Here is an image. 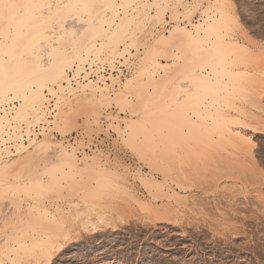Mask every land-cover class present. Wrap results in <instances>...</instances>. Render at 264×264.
Masks as SVG:
<instances>
[{"label": "rangeland", "instance_id": "rangeland-1", "mask_svg": "<svg viewBox=\"0 0 264 264\" xmlns=\"http://www.w3.org/2000/svg\"><path fill=\"white\" fill-rule=\"evenodd\" d=\"M155 1L156 0H153L152 2H149V0H110L108 3H106V11L103 12L104 5L103 3H100L99 0V4H94L96 7L93 5L95 8H92V11L90 9L89 11H84L83 7L85 6L82 3L80 4L81 6L78 5L74 9H71L74 11H69L68 13L70 15L65 13V15L70 17L69 19L71 20H68L67 18L68 21L66 20L63 22V24L65 23L64 27L66 25L68 28H77L75 30H78L80 35L84 31H87L86 29L89 27L86 25H90L89 22L93 23L95 20L98 21L97 19H101V17L105 23L101 24L98 29L96 28V33L103 31L111 35L114 30H116L118 24H120L121 21L138 18V15L140 14L139 11H142V8L148 4V6H146L144 9L145 12L139 15V18L141 16L143 19L138 18L134 20L135 22L127 28L128 34L125 38H123L126 41L123 40L124 43L122 41V43L118 44L119 46L115 49V53L113 51L115 47L107 49L105 51L106 54H103L100 60L95 58L96 54H92L90 55L91 57L88 58L85 54L86 56L84 55V57L88 60L85 59L83 66L76 63L72 68V72H82L85 71V67L88 65L91 67L93 65L100 64L108 65L109 67L114 68L117 61H121L125 65H128L131 62L130 65L132 66V71L129 76L123 80L111 76V86L105 84L103 86L101 85L102 88H107L110 90L111 95H113L111 96V99H113L111 101L113 102H109L107 104L106 102L108 100L101 101L97 99L94 101V103H90L89 100H82L80 101L81 104L79 103V108H76V106L74 107L75 111L73 109V113L70 112L68 114L66 113L67 115L65 114L70 121L68 122L69 125L64 127L66 131H64V128L63 130H56V122L58 121L60 115H63V113L61 114V109L65 108V105H63L64 102L59 100L57 96L46 92L47 95H52L56 98V101H58V106L54 118L52 119L51 123H48L50 126L48 132L44 137L39 138V140L46 139L51 142L52 151L50 150V156H47L52 159L49 160L50 158H47L49 161H46V156L40 157L44 160L40 161V159L38 162L33 159L32 165L29 166L30 169L27 167L26 171L24 168V173L27 172L26 174H28L27 177H24V179L21 178L20 182H28L27 179L31 178V176L34 174H38V176L39 174H42L45 177V182H47L48 171L53 166L51 161L53 162L54 158H56L58 154V149L61 150V148L66 149L67 151H73L75 153L77 156L76 165L79 168L76 167L78 170L75 169L77 174L73 172L75 174V179L73 178L74 176H72L73 174L71 173L70 175L69 173V176L72 177L69 178L72 180H62L61 186L65 187H61L60 189H57V191H49L52 192L51 194L48 193V195L46 194L45 196L41 195L35 199L28 198L23 193L16 197H13L11 193L2 194V196L5 197L0 196V205L3 206V208L2 206L0 207V264H23V262L24 264H34L35 253H33V251L30 252V250L26 248L31 246L35 241H38L42 238H45L46 240L49 235L52 236L56 232H62L60 234H63L65 231H67L70 235V243L68 241L66 243L67 245L65 244V251L56 253L52 259L53 261H51L50 264H210L211 262L213 264H220L222 262V257H224L226 253L223 255L216 253L214 255L213 253L209 252L211 251L209 248L212 247L211 242L214 240L212 232H210L211 226L212 228L223 229L224 227L222 224H235V222L237 223V221H240L243 217L247 218V220L245 219L247 224H256V221L258 222V218H251L253 215L252 213V215L249 213H244V215L241 214L240 216H237L234 213V210H239V208L244 209L245 206L251 209V211L257 210L261 215L258 216L261 217L259 220L262 219L261 223L264 221V71H262L264 70V0H159L157 2L158 4H156ZM53 3H55L54 0ZM159 6L165 7V12L162 16L163 18L159 17L157 14ZM218 10L229 12L232 18L235 19V22L230 26L228 40H233L232 42L240 43L248 50L246 53H244L245 55H242L243 52L241 53V59H238L239 63L236 62L234 64L232 63V65H229V68L238 73L239 79L243 77L239 82L241 84V86L239 84V87H243V90L239 89L229 94L223 93L221 95L222 99L220 100V105L216 107H210L214 118H207L204 123V128L198 129V126L197 128H190L185 123H183V118L181 120L177 114H175L177 117L171 115L168 119V127L166 129H162L164 138L167 140L166 143H162L159 140V137L155 135L154 129L151 126L149 127L148 132L144 131V136L140 135L142 131L138 133L139 131L136 130L135 133H133L132 131L127 130V121H136L139 119L141 108L139 104L141 105V103L137 95V92L139 94V91L137 89L133 90V88L126 91L124 89V82H126L128 78H132L133 76L140 74L143 65V58H145L146 54V49L151 46V44L158 37H160V35L163 36L168 34L160 33L158 31L159 26L164 22L163 19L166 17L165 14L169 13L172 19H175L174 21L176 24L174 26L186 28L187 25L181 24L180 20L188 21L190 24L193 22L195 18L194 16L197 14H202L205 16V19L208 14H210L209 16L213 17L217 16ZM73 19L76 21L75 24L72 23L74 21ZM70 21L72 24H70ZM137 21L139 24H137ZM0 22L1 33L5 22L3 21V23L1 19ZM201 22L203 23V21ZM201 22L194 24L197 25ZM97 23L98 22H96L95 26H98ZM68 24H70V26ZM55 25L57 28V24ZM72 25L74 27H71ZM56 28L54 31L56 30L57 32L58 28ZM101 29L102 31H100ZM187 29L191 30L192 26L189 25ZM54 31H51L53 32L51 35L54 34ZM88 33L92 34L90 31ZM88 33L85 34L87 35ZM85 37L86 36L82 38L84 42H87L92 36L87 35L86 41L84 39ZM127 37L129 40H127ZM0 39L4 41L5 37L0 34ZM9 40L10 39L7 41ZM96 40L95 50L98 52L106 46V43L100 38ZM133 44L134 46H131ZM65 47L67 49V53H70L73 46L70 43L66 44ZM116 53H119L120 55L124 54L123 58L122 56L118 57L117 55L116 58L112 57L111 60H107L106 57L105 59L107 61L101 60L104 59V55H115ZM45 57L46 56L43 58L44 60L47 58ZM241 61L244 62L242 63ZM108 62H110V64ZM159 62L164 64L165 67H168L169 72L160 68L157 69L151 83L147 82L146 77H141L143 80V82L141 81L142 83H150V86L146 84L148 86L146 87L148 90L146 93L149 95H147V97H150V95L152 96L156 93V87L162 83H165V78L170 79V77H167V75L174 76V73H176V68H174L173 62L167 61L165 59H160ZM43 63L44 65H47L49 63L48 59H46ZM69 73L70 72H68V75ZM173 76H171V79H173ZM176 77H174L176 79L171 80L170 82L168 79L169 83H167L166 80V87L168 88L167 91H170V95L167 97L165 91L164 93L160 92L162 93L158 98L160 106H164L171 101H177L176 99L178 98L182 100L184 99L186 95V93L183 92L184 89H180L181 94L177 96L175 91L174 94H172L174 87L176 88V85L179 83L187 85L185 81H179L181 80L179 75L176 74ZM66 79L68 80V76ZM116 85L117 87L115 88ZM262 85L263 87H261ZM84 88L83 92L76 94L75 97H70V95L64 94L65 89H63L62 95L69 100H73L83 93L90 92L87 86ZM55 89L58 90V86L55 87ZM120 91L125 93L124 96L127 99L125 102L127 103L126 107L123 103L115 101L116 99L114 94L119 93ZM146 93H144V95ZM180 99H178V101ZM47 102L48 101H46V103ZM9 106L12 107L14 111L10 118L6 113L8 122H10L8 124L14 127L16 124L14 118L16 116V111H19L20 101H14L10 103ZM188 112L190 114L189 117H192L193 121H198L196 123L200 122L199 119L195 117L194 114H192V111ZM216 113H219L222 117L215 116ZM25 123L26 122H21V125H24L27 130L28 126L31 127L36 122L32 123L33 125H27ZM10 125H5L7 127V133H11ZM22 126L18 127L19 131L22 129ZM214 127L219 128L220 135L217 132H214ZM194 128L198 129V131L196 129L194 130ZM21 131H23V129ZM131 132L133 135L130 134ZM146 133H151L153 135L152 139L154 144H152L153 141L151 144L154 147L151 146L152 151L149 149L147 153L139 154L140 148H138L137 145L141 142L143 145V141L145 142L144 138ZM134 135L136 136L134 137ZM133 138L134 142L136 143L133 142ZM10 141L12 140H9L8 143L5 142L6 147L4 148H7V145L10 148H17L16 155L7 160H2L1 158L0 160H10L14 163L17 161V163L14 164L17 168L18 165L16 164L20 162L21 165L20 158L24 160L27 152L32 151L35 147V143L25 147L22 140L21 143H23V146L16 147V145L13 144L14 142L12 143ZM0 144V146H4L2 142H0ZM19 145L21 144H18V146ZM155 147L158 149L156 150ZM10 148L6 149L5 151L9 150ZM159 148L165 150L166 158L164 159H167L168 162L167 160H159V163H161V161L169 163L170 167L167 163L163 165L161 163V166H165L168 170L167 173L169 174L167 175H169V178L168 176L165 177V172L162 174L161 168L159 170L157 169L159 168L158 165L157 168H152L156 165L152 160H149L150 158H147L149 155L148 153L153 154L152 156L154 157V151L157 155L161 151H159ZM159 154H161V152ZM51 155H53V157H51ZM94 161L100 163L101 166H104V168L113 174L111 181L115 187L109 188L110 185L105 187H103V185H97L99 183L96 182L98 181V178H100L99 180L102 178L104 180V175L98 172V167L95 165ZM43 162L46 163L43 164ZM33 165L35 169L33 168ZM81 167L84 169L86 168L88 172L90 171L92 173L94 171V173L96 172L95 174L99 173L100 177H96L97 175L93 173H89V176H86L88 174L84 175L87 170L85 169V172V170ZM43 173H45V175ZM79 173L80 175L83 174V176H79ZM170 173L175 176L170 175ZM92 175H94L97 180ZM86 177H89V179ZM146 178L160 181L164 188L161 190H163L165 194H178L180 199L183 198V200L179 203L175 200V198L171 199L170 205L173 207L169 208H174L175 210L172 209V212L170 209L171 214L173 213L174 216L170 214L171 216L169 215V218H172L174 223L171 221V219V222L156 223V226L155 224L153 225V223H150L152 222V216L150 211H148L149 209L142 206V204L140 205L139 203L144 202L146 205H150L149 203H151L150 206H159L161 207L160 209L165 208H162L163 204H166L167 206L169 203L168 201L167 203L166 201H161L164 199L154 200V197L152 198V195L162 194V191L158 193V191L156 192V190H152V192L154 191L153 194L151 190H149V187H147L148 189L145 188L146 186L144 187L143 185L147 184V182L142 180ZM256 178L257 181L255 180ZM85 180H88L89 182L87 183ZM9 181L14 182L11 176ZM70 181H73L72 186L74 185L75 187L71 188L72 192L71 189L68 188L69 185V187H71ZM77 182L82 183L76 184ZM83 183H87L88 186L87 184L85 185ZM75 184L77 186H75ZM80 185H82L83 188L84 185L88 188L86 187L83 190ZM125 186L128 187L129 190H126ZM65 188L66 190H64ZM61 189L63 191H61ZM58 190L60 193L57 196V193L59 192ZM92 190H95L96 192ZM87 191H92V194L94 192L95 194L98 193V195L96 194L93 195L94 197L83 200L82 194L87 193ZM132 195L136 197V201ZM237 197L239 199H237ZM12 198L17 200L16 202L18 204H16ZM100 205H102V207ZM89 209H91V211ZM42 210H47L51 214L49 216H52L55 220L49 221L50 223H48L45 218L46 215H41L40 219L38 214L41 213ZM85 211H87L88 215L90 213V219H88L89 217H87V214H82ZM79 212L83 215H80L82 219H80V217L77 218ZM98 213L102 214L103 218L106 219H104L105 221L103 220V222L99 223L100 227L103 223V228L101 229V233L96 235L93 230H91V227L88 228L90 230L84 229L83 222L87 221V219H92L91 221L97 222L98 216L96 214ZM174 213L176 216H178L177 218L175 217ZM223 213L229 215L222 216ZM33 215L35 216L36 220H38L37 223H34L36 220L34 221L35 218ZM149 215L151 216L150 218ZM22 216L27 220L25 222L23 221L24 225L19 224L22 223V221H20L23 218ZM32 216L34 219H32ZM75 217L76 220L73 219ZM16 218L18 219L19 223L16 222ZM38 222L41 224L40 227ZM25 223L29 226L25 225ZM32 224H36L37 226H33ZM19 225H21L22 228L21 226L18 228ZM113 225H117L115 230L108 227ZM58 226H61L60 229L62 228L64 231L62 229L61 231ZM185 232H187V235ZM228 236L231 238L230 235ZM18 241L22 244L23 248L22 250H18V253L20 254L18 258L15 253H7V255L3 254L7 252L10 247L18 249L16 245ZM196 241L199 242V246L205 249L204 253L209 252V254L203 255L202 253L198 254L197 252H191L195 244L198 246ZM237 242L238 243L236 245L238 246L244 241ZM251 259L252 258L250 257L249 260L244 259V262L241 264H255L254 259Z\"/></svg>", "mask_w": 264, "mask_h": 264}, {"label": "bare ground", "instance_id": "bare-ground-1", "mask_svg": "<svg viewBox=\"0 0 264 264\" xmlns=\"http://www.w3.org/2000/svg\"><path fill=\"white\" fill-rule=\"evenodd\" d=\"M109 1L110 0H100V3H103V5H104L103 6L104 7L103 12L106 11V3H108ZM133 1H135V0H133ZM136 1H139V0H136ZM158 1L159 0L155 1L156 4H158L157 3ZM54 2L55 3H53V0L52 1L51 0H45V1L44 0H0V19L2 22L3 21L5 22L4 26L1 24L4 28L2 29V32L0 33L1 35H3L5 37L4 41L1 40L4 38L0 39V142L3 143L4 147H6L5 142L8 143L9 140H12L10 142H12V143L14 142L13 144H15L16 147H22L23 146V143H21L23 140L22 135H21L22 129L20 131L18 130L19 129L18 127L22 126L21 122H26L25 124H27V125L32 124L34 122H36V124H37V122L39 123V121H41L44 118V114L46 117V104L45 103H46V101H48L46 98L47 97L46 92H49L50 94H52L54 96H57V98L59 100L64 102L63 105H65V108L61 109L62 110L61 114L63 113V115L61 116L59 114L60 117H59L58 121L56 122V128H57L56 130H63L64 127H67V125H69L68 122H70V121L66 115L70 112L73 113L75 111V108H74L75 106H76V108H79L80 104H81L80 101H82V100H85V101L89 100L90 103L91 102L94 103V101L97 99H99L101 101L108 100L106 102L107 104L109 102H113V101H111V100H113V99H111V96H113V95H111L110 90L107 88H102V86L99 85L97 82L89 81L82 86L79 85L82 88V90L78 89L79 91L69 87L68 89H69L70 97L71 96L75 97L76 94L82 93L83 88L85 86H87L90 90L89 93H83L82 95H79L76 99L74 98L75 100L74 99L69 100L66 97H63L62 92H63V89L66 88L65 85H63V84L69 82V77H68V80L66 79V77L68 76V72H72V70H73L72 68L76 63L81 64L83 66L85 59L88 60L87 58L91 57L90 55H92V54H96L95 58L100 60V58H102V55L106 54L105 51L107 49L112 48V47L113 48L115 47L113 49V51L115 53V51H116L115 49L119 46L118 44L122 43V41L124 40L123 38H125L128 34L127 28L132 23L135 22L134 20L139 18V15L141 13L143 14V12H145L144 9L146 6H148V4H146V6H144V8H142V11H139L140 14L138 15V18H134V19L132 18L129 20L121 21V23L118 24V27L116 28V30H114V32L111 35L107 34L106 32H103L102 31L103 27L100 30L102 32L96 33V28L98 29L99 26H101V24L105 23V21L102 20V17H101V19L98 17L99 18V19H97L98 21L93 20L95 23L94 22L91 23L88 21L90 23V25H86V26H88L90 29L87 27L88 28V29H86L87 31H84L80 35L79 31L75 30L77 28H75V29L68 28V27H66V25L64 27L65 23L63 24V22H65L67 20V18H68V20H71V19H69L70 17H67V15H65V13L67 14L69 11L73 12L74 10H71V9H74L75 7H77L78 5H80L82 3L85 6V7H83L84 11H87V10L89 11V9L92 11V8H95L96 7L95 5L99 4L98 3L99 0H54ZM51 3H53V4H51ZM93 5L95 7H93ZM100 11H102V10H100ZM164 12H165V7L159 6V9L157 11L158 16L162 17L164 15ZM217 12H218L217 13L218 15L215 17L209 16L210 14H208L207 17L205 19H203V23L201 22L197 25L194 24L193 22L190 23V26H192L191 30L187 29V27H189V26H187L186 28L181 27V26H174L171 30H169L167 35H163V36L160 35V37H158L151 44V46H149L146 49L145 58H143V63L141 62L143 65H142L140 74L135 75L132 78H128L126 80V82H124V89L126 91L131 89V88H133V90L137 89L139 91V94L137 92V95H138V97L140 99L139 101L141 103V105L139 104V106H141L139 119L136 121H133V120L127 121L126 122V129L127 130H130L133 133H135L136 130L139 131L138 133H140L142 131L143 134L141 132L140 135L144 136V131L148 132V129L151 126L154 129L155 135L157 137H159V140L162 143H166L167 140L164 138L162 129H166L168 127V125H169L168 119L171 115L175 117L176 116L175 114H177L181 120L183 118V120H182L183 123H185L190 128H193V127L197 128V126H198V129L204 128V123H205L206 119L207 118L212 119V117L214 118V115L212 114L210 107H216V106L220 105V100L222 99L221 95L223 93L229 94V93L235 92L236 90H239V89L243 90V87L242 88L239 87L240 79H242L243 77L239 79L238 73L236 71L232 70L231 68H229V65H232V63L234 64V63L238 62V59H241V57H240L241 53L243 52L242 55H245L244 53H246L248 50L246 48H244L240 43L232 42L233 40L232 41L228 40V37H229L228 34L230 31V26L235 22V19L232 18V16L230 15L229 12H225L224 10H218ZM73 15H75V14H73ZM102 15H103V13H102ZM165 16H166V14H165ZM103 18H104V16H103ZM139 19H143V18H141V16H140ZM73 20L74 21L72 23L75 24L76 21H75V19H73ZM96 22H98L97 23L98 26H95ZM99 22H100V25H99ZM72 23L70 21V24H72ZM55 24H57L58 29L56 28ZM70 24H68V25L70 26ZM137 24H139V22ZM73 25L71 27H74ZM54 27L58 30L57 32H56V30L54 31V29H55ZM88 30L90 32H92L93 35L89 34ZM51 31H54L53 35H51V33H53ZM85 33H88L87 34L88 36L89 35L92 36L91 38H89L90 40L87 42H84V40L82 38L84 36L87 37V35ZM86 37L84 38L85 41H86ZM98 38H100L103 42H105L106 46L101 51L96 52L95 42L97 41L96 39H98ZM8 39H10V40L7 41ZM127 40H129L128 37H127ZM124 41H126V40H124ZM124 41H123V43H124ZM70 43L72 44L73 47L72 48L70 47L71 51H70V53H67V49L65 46H66V44H70ZM131 46H134V44ZM68 50H69V48H68ZM124 51H126V50H124ZM85 54L87 55V58L84 57ZM110 54L106 55V56L104 55V59H101V60H106V59L111 60L112 57L116 58L117 55H118V57L122 56V58H123V55H124V54L120 55L119 53H116L115 55H110ZM44 56H46L47 58L46 57L45 58L48 59L49 63L47 65H44V63H43L46 60V59L45 60L43 59ZM105 57H106V59H105ZM160 59H165L167 61L173 62L174 68H176V71H175L176 73H174L175 75L174 76L171 75V76H173L172 77L173 79H171L170 75L169 76L167 75V77H170V79L168 78L169 82L171 80L178 78V77H176V74H177V75H179V77H181V80H179L180 82L185 81L187 83V85H183L182 83H179L178 85H176V88L174 87V90L172 91L173 92L172 94H174V91H175L176 96H177V95L181 94L180 89H184L183 92L186 93L184 99L182 100V99L178 98L182 101H180V100L178 101V99H176L177 101H171L170 103H167L164 106L159 105L158 98H159V95L162 94L160 92L164 93V91H165V94L167 97H168V95H170L169 94L170 91H167L168 88L166 87V80H167V83H169L167 78H165L166 79L165 83L158 85L160 87H158V86L156 87L157 89H156V93L154 95H152V96L150 95V97H147L148 93H146V91H148V90L146 89V87L150 86L149 84L152 82L156 70L159 68L163 69L164 71L169 70L168 67H165L164 64L159 62ZM102 62H105V61H102ZM241 62L243 63L244 61H241ZM241 62H240V64H241ZM108 63L110 64V62H108ZM173 70H175V69H173ZM262 71H264V70H262ZM76 72L79 73L80 71H76ZM170 72H171V70H170ZM142 76L146 77L147 82H150V83H148V84L146 82L142 83L143 82V80L141 79ZM174 77H176V78H174ZM256 82H258V81H256ZM260 82H258V83H260ZM95 83H97V84H95ZM104 84L107 85L106 83H104ZM57 86H58V90L55 89V87H57ZM154 86H156V85H154ZM240 86H241V84H240ZM261 87H263V85ZM144 93H146V94L144 95ZM256 94H257V92H256ZM124 95H125V93L123 91H120L119 93H115L114 96H115L116 100L115 99L114 100L117 102L119 101V102L123 103L124 106L126 107L127 103H125V102L127 101V99ZM260 96H262V95H260ZM14 101H20V108H19V111L18 110L16 111V116L14 118L16 124L14 127H12L10 124H8L10 122H8L7 115H9V118L13 115L12 113L14 110L12 107L9 106V104L14 102ZM85 101H83V102H85ZM77 103L78 104L80 103V104L78 105ZM87 105H89V104H87ZM44 108H45V111H44ZM73 109H74V111H73ZM188 111H192V114H194L195 117H197L200 122L196 123L198 121H196V122L193 121L192 120L193 118L189 117L190 114ZM6 113H7V115H6ZM215 116L222 117L219 113H216ZM174 122H176V121H174ZM5 125L6 126L10 125L11 133H9V132L7 133V131H6L7 127ZM196 128H194V130ZM214 128H215L214 132H217L219 134L220 133L219 128L218 127H214ZM198 129H196V130L198 131ZM64 131H66L65 128H64ZM26 132L27 133L30 132L29 126H28V129L26 130ZM132 132L130 133L131 135H133ZM192 132H194V131H192ZM135 136L136 135H134V137ZM152 137H153V135L151 133L145 134V138H144L145 142L143 141V145L141 144L142 142L137 145L138 148H140L139 154L140 153L145 154V153H147V151H149V149L152 151L151 148L154 147L152 145V144H154ZM130 140H131V138H130ZM152 141H153V143H152ZM133 142H134V138H133ZM33 143H35V147L33 148V150L27 152V155L24 157V160H22V158H20L21 159L20 160L21 165H20V162L18 160L19 163L16 165H18L19 167L17 166V168H16V166L14 165L15 163H17V161H15V163H14V162H11L10 160H8V161H1L0 160V193H1L0 196H2V194L11 193L13 197H16V196H19V194L23 193L26 197L35 199L36 197L41 196V195L45 196L46 194L48 195V193L51 194L52 192H49L51 190L57 191V189H60L61 187H63V186H61L62 180H64V181L65 180H67V181L72 180L69 178V177H71V176H69V173H70V175L72 173L73 174L72 176H74L73 178L75 179V174H77L75 172V169L79 168L76 165L77 164V156L75 155V153L73 151H67L66 149L61 148V150L58 149V152H57L58 154L56 153L57 156H56V158H54L53 162L51 161L53 166L48 171V175H47L48 181L47 182H45V177L42 174L41 175L39 174V176H38V174L32 175L34 177L31 176V178L27 179L28 180V182L26 181L27 183L26 182L25 183L20 182L21 178L24 179V177H27V175H28V174H26L27 173L26 172L27 167L32 165L33 159L37 162L40 159H41L40 161L44 160L40 157L46 156L45 157L46 161H49L52 159V158L47 156V155L50 156L49 151L50 150L52 151L51 142L49 140H46V139H40L39 140V139L35 138L34 140H31L30 145H32ZM134 143H136V142H134ZM9 144H11V143H9ZM18 144H21V145L18 146ZM158 147H159V145H158ZM6 149L7 148H4V150H6ZM155 149L157 150L158 148L155 147ZM16 150H17V148H16ZM159 151L161 152V154H159L160 153ZM159 151H158L159 153L157 152L158 153L157 155L154 151V154H155L154 157L152 156L153 154L148 153L149 155L147 158L148 159L150 158L149 160H152L155 163L156 166H154L152 168H155V167L157 168V165H158L159 168H157V169L159 170L161 168L162 174H163V172H165V177L168 176V178H169V175H167V174H169V173H167L168 170L166 169L165 166H161V163L163 165V164H166L168 162L167 159H164V158H166L165 150H162L159 148ZM38 157H39V159H38ZM51 157H53V155H51ZM54 157H55V155H54ZM47 158L48 159L50 158V159L48 160ZM159 160H167V162L165 163L164 161H161V163H159L160 162ZM35 161H34V163H35ZM94 162H95V165L98 167V168L96 167L98 169V172L104 175V180H103V178L101 180H99L100 178H98V181H96V182H99V183L97 185H99V186L103 185V187L110 185L109 188L115 187L111 181L113 174H111L109 172V170L104 168V166H101L100 163H98L96 161H94ZM44 163H46V162H43V164ZM49 164H50V162H49ZM83 164H85V163H83ZM167 164L169 165V163H167ZM34 165H33V168L35 169ZM169 167H170V165H169ZM24 168L26 169V171H25L26 173H24ZM37 168H39V167H37ZM81 168H83V167H81ZM29 169H30V167H29ZM165 169H166V171H165ZM86 170H85V172H86ZM171 170H172V168H171ZM173 171H176V170H173ZM28 172H29V170H28ZM73 172H75V174ZM81 172H84V171H81ZM87 172H88V170H87ZM87 172L84 175L88 174L86 176H89V173L90 174L96 173V172L94 173V171L92 173L90 171L88 173ZM99 173L95 174V175H97L96 177H100ZM43 174L45 175V173H43ZM81 175L83 176V174H81ZM81 175L79 173V176H81ZM170 175H172V174L170 173ZM10 176L12 177L14 182L9 181ZM92 176L96 179V177L94 175H92ZM172 176H175V175H172ZM93 177H92V179H93ZM86 178L89 179V177H86ZM170 178H171V176H170ZM252 180H254V179H252ZM255 180L257 181V178ZM85 181L87 183L89 182L88 180H85ZM100 181H102L103 183ZM142 181L147 182V184H144L143 186L144 187L146 186L145 188L149 187V190H151V192H152V190H156V192L158 191V193H160L162 191V194H158V195H156V194L152 195L151 194L152 198L154 197L153 198L154 200L164 199L161 201H163V202L166 201V203L168 201V203H169L168 205H170L172 198H175V200L178 201V203L183 200L182 197H181L182 199L179 198L180 196H178V194H170V193L165 194V192H163V190H161L164 188H163V184L160 183V181H157L154 179H147V178L143 179ZM70 182L69 183L71 184V187H69L70 186L69 185L68 188L71 189L74 187V185L72 186L73 181H70ZM78 183L80 184L82 182H77L76 184H78ZM87 183H83V184L86 185ZM258 183H259V181H258ZM76 184H75V186H77ZM90 184H92V183H90ZM64 185H66V184H64ZM67 185H68V183H67ZM82 185H80V186L82 187ZM85 185H84V188L82 187L83 190L88 186V184L86 187H85ZM82 188H81V190H82ZM125 188H126V190H129L128 187L125 186ZM62 189H61V191H63ZM64 190H66V188ZM92 191H95V190H92ZM92 191H87V193L82 194L83 195L82 199L87 200L90 197H94L93 195H96V194L98 195V193L95 194L96 191L92 194ZM71 192H72V189H71ZM59 193H60V191L57 193V196ZM2 197H5V196H2ZM95 197H97V196H95ZM133 198L135 199V201L137 200L135 196H133ZM237 199H239V198L237 197ZM12 200L14 202L17 201L13 198H12ZM234 200H235V198H234ZM143 203H139V204L140 205L142 204V206L149 209L148 211H150V214L152 216L151 217L149 215V218L150 217L152 218L151 219L152 222H150V223H153V225L155 224V226H156V223L158 224V223H162V222L167 223L170 221V219L172 221V218H169V215L171 214V212H170L171 208H169V207H173V206H171V205L166 206V204H163V205H165V206H163L161 204L162 208L163 207H165V208L160 209L161 207L157 206L156 204H154V205H156L157 207H154V206L152 207V206H150L151 203H149L150 205H146V203H144V204ZM16 204H18V203L16 202ZM173 205H175V204H173ZM235 205H236V203H235ZM1 206L2 205H0V207ZM100 206L102 207V205H100ZM104 207H105V205H104ZM106 207H107V205H106ZM2 208H3V206H2ZM116 208H118V207H116ZM111 209H112V207H111ZM172 209H174V208H172ZM172 209H171V211H172ZM89 210L91 211V209H89ZM201 210H203V209H201ZM87 211H85L82 214L86 215ZM0 212H1V209H0ZM42 212L39 213L40 216L38 214L39 218L41 217V215L42 216L46 215L45 218L48 221V223H50L49 221L55 220L52 216H49L51 214L47 210H44V211L42 210ZM234 213L237 216H240L241 214L244 215V213H249V214L252 213L253 215L252 214H251L252 216L250 215L251 218H253V217L258 218L257 219L258 222L256 221V224L254 223V225L253 224L251 225L248 222L250 224L249 225L246 223L247 218L243 217V218H241L240 221H237L238 220V218H237V220H236L237 223L235 222L236 225L235 224H230V225L222 224V226L224 227L223 229L212 228V226H211V228L209 227L210 232H212V235L214 237V240L211 242L212 247L209 248V250L211 249V251H209V252L213 253L214 255L216 253H219L220 255H223L226 253V255L224 257H222V262L220 261L221 262L220 264H241L242 262H244V259L249 260V257L252 258L251 260L254 259L255 264H264V223H263L264 221L261 223L262 219L259 220V218H261V217H258V216H261L260 213L257 210L251 211V209H249L247 206H245L244 209L239 208V210H234ZM234 213H232V214H234ZM82 214H80V212H79V215L77 214L78 215L77 218L80 217V219H82L80 216ZM148 214H149V212H148ZM205 214H207V213H205ZM31 215H32V213H31ZM96 215L98 216L97 222H93V221H91L92 219L88 220V219H90V217H89L90 213H89V215L87 214V217H89V218L87 219V221H84L85 219L83 220L84 221L83 227H84V229H88L89 227H91L92 228L91 230H93V232L96 235L97 234L99 235L101 233V229L103 228V226H102L103 223L101 224V227H100L99 223L103 222V220L106 218H103L102 214H99V213ZM171 215L174 216L173 213ZM224 215L228 216L229 214L223 213L222 216H224ZM33 216H32V219L35 218V216H34V218H33ZM71 216H72V214H71ZM175 217L177 218L178 216H176V214H175ZM120 218H121V216H120ZM123 218H125V217H123ZM22 219H24V217ZM22 219L20 220V221H22V223H19L18 219L16 222L24 225L23 223L27 220L26 219L22 220ZM29 219H31V218H29ZM73 219L76 220V217ZM35 220H36V218L34 219V221ZM37 221L38 220H36V222H34V223H37ZM65 221H67V220H65ZM149 221H150V219H149ZM209 221H210V219H209ZM16 222H14V223H16ZM70 222H71V220H70ZM80 222H82V221H80ZM2 224H4V223H2ZM52 224H53V222H52ZM175 224H176V222H175ZM25 225L29 226L26 223H25ZM40 225L41 224L39 223V227H40ZM49 225H51V224H49ZM20 226L21 225H19L18 228H20ZM33 226H37V225L35 224ZM116 226L117 225H113L111 227L108 226V227L111 229L113 228V230H115ZM15 227H17V226H15ZM60 227H59V229H60ZM203 227H202V230H203ZM21 228H22V226H21ZM47 228H49V227H47ZM205 229H206V227H205ZM88 230H90V229H88ZM207 231H208V229H207ZM56 233L53 234L52 236L49 235V237L46 240H45V238H42L38 241H35L31 246L26 248V249L30 250V252L33 251V253H35L34 254V256H35V260H34L35 263L34 264H50L51 261H53L52 259L54 258L56 253H60L62 251H65L64 249H66L65 248L67 245L66 243L70 240L69 239L70 235L67 231H65V233H63V234H60L62 232H59L57 234ZM185 233L187 235V232H185ZM228 235H230L231 238ZM232 236H233V238H232ZM194 240H195V237H194ZM237 241H244V242H242L241 244H239L237 246L236 245L238 243ZM24 243H26V242H24ZM69 243H70V241H69ZM196 243H198V246L195 244L193 249L191 247V249H192L191 252H197L198 254L202 253L203 255L209 254V252L204 253L205 249H203L201 246H199V242L196 241ZM16 245H17L18 249L10 247L7 250V252H5L3 254L7 255V253L8 254L15 253L17 258H18V256L20 255L18 253V250H22L23 248H22V244L19 241L17 242ZM183 261H184V259H183ZM23 264H24V262H23ZM210 264H213V263L211 262Z\"/></svg>", "mask_w": 264, "mask_h": 264}, {"label": "built area", "instance_id": "built-area-1", "mask_svg": "<svg viewBox=\"0 0 264 264\" xmlns=\"http://www.w3.org/2000/svg\"><path fill=\"white\" fill-rule=\"evenodd\" d=\"M153 0H149V2H152ZM204 16L202 14H197L193 20V23L201 22L203 21ZM181 24H186L189 26L190 24L188 21L180 20ZM176 24V22L172 19L171 15L168 13L166 14V17L164 19V23L159 26L158 31L160 33H168V31ZM131 62L128 65H125L123 62L117 61L115 63L114 68L109 67L108 65H100L96 64L93 66H86L85 71L77 73L70 72L69 82L65 83V94L70 95L69 93V87L72 89H81L79 85H84L89 81L97 82L99 85H104L106 83L108 86H111L110 78L111 76L114 78H120L121 80L125 79L127 76L130 75L132 71V66L130 65ZM117 85L115 86V88ZM79 91V90H78ZM48 102L46 103V120H45V114L44 118L39 122L35 123L33 126L30 127V132H26V128L23 125L22 126V138L24 146L30 145L31 140H34L35 138L39 139L45 136V134L48 132L49 125L57 111L58 104L56 103V98L52 95H47ZM45 111V108H44ZM72 140V139H71ZM8 146V145H7ZM9 147H7L8 149ZM16 155V149L11 147L9 150L5 151L4 146H0V158L2 160H7L11 158L12 156Z\"/></svg>", "mask_w": 264, "mask_h": 264}]
</instances>
